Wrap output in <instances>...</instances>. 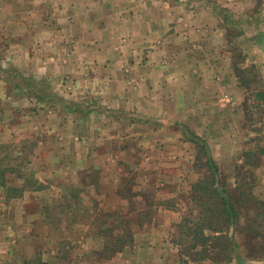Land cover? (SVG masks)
<instances>
[{"label": "rangeland", "instance_id": "1", "mask_svg": "<svg viewBox=\"0 0 264 264\" xmlns=\"http://www.w3.org/2000/svg\"><path fill=\"white\" fill-rule=\"evenodd\" d=\"M145 4L140 0L136 7L180 14L170 21V32L178 34L169 42L182 48V6ZM132 9L122 0H0V167L16 168L6 176L8 185H26L13 198L0 186V264H223L236 252L235 234H244L250 251L249 232L264 238L259 68L238 70L246 99L229 125L225 118L214 120L213 141L197 118L187 126L193 135L185 136L182 94L180 99L176 90L158 89L156 98L171 99L141 100L144 89L132 78L137 70L127 64L148 58L128 53L136 43L126 27L131 21L117 17ZM76 29L98 31L93 44L108 52L75 51ZM88 37H78L81 47ZM111 49L124 51L118 56ZM47 50L56 58L52 69L38 66ZM242 58L238 53L239 62ZM210 189L231 201L229 194L235 196L234 204L243 199L237 193L249 189L257 199L239 206L238 219L221 227L227 232L223 244L215 235L194 249L193 241L203 236L187 235L183 223L191 212L199 214L198 196L213 194ZM115 225L113 234L120 229L132 239L119 252L106 251L114 239L105 228ZM198 250V259L192 258ZM218 251L224 257H213Z\"/></svg>", "mask_w": 264, "mask_h": 264}, {"label": "crops", "instance_id": "2", "mask_svg": "<svg viewBox=\"0 0 264 264\" xmlns=\"http://www.w3.org/2000/svg\"><path fill=\"white\" fill-rule=\"evenodd\" d=\"M150 1L151 4L182 6V48L178 44L172 46L169 42L172 34H178V31L170 32V21H177L176 17L180 14L175 16L170 13H157L154 8L151 12L144 13L136 7L140 0H122V5L134 7L129 13L117 16L120 20L131 21L126 27L130 29V35L136 43L128 53H145L148 58L127 64L137 70L132 78L141 86V92L144 89V97L141 100L169 99V94L157 98L154 94L158 89L162 90V93L170 89L176 90L178 97L182 94V131L185 136L193 135L194 129L190 130L187 126L197 118L199 124L208 126L206 130L213 141L214 135L211 132L214 120L221 118L222 122H225V118L229 125V118L234 116L237 109H241L238 105L246 99L247 87L238 70L254 66L259 68L264 78V0H180L176 1L177 3L171 0H144L146 4ZM144 21L146 22L143 23ZM116 26H119L118 21ZM90 27L92 28V24ZM105 27L102 34L108 33ZM97 32H81L76 29L73 34V38L78 42L75 51L81 50L88 54L108 52L105 45L93 44L91 36L97 35ZM114 34L118 35L119 31H114ZM82 36L89 37L86 45L81 47ZM145 42L150 44L142 46ZM19 46L20 49L24 48V45ZM37 51L42 50L39 48ZM75 51L72 48L73 54ZM110 51L119 56L124 50ZM238 53L243 56L240 62ZM51 54V50L42 53L38 65L40 68L52 69L56 58ZM172 54L177 56V60L170 61ZM70 58L66 59L69 65L72 64ZM89 64L97 65L95 61H89ZM110 65L111 69H115L116 65ZM98 66L104 67L105 63L101 62ZM164 69L168 70L167 74ZM178 97L174 96L172 99L177 100ZM39 100L42 101L41 98ZM70 110L75 112L76 108L70 107ZM260 190L264 193V183ZM249 233L252 234L248 237L254 241H250L253 250L250 251L247 247L249 240L246 239V243L244 234H235L233 240L237 243V250L223 264H264V249L256 248L264 247V238L258 231ZM242 247L245 251L239 250Z\"/></svg>", "mask_w": 264, "mask_h": 264}, {"label": "trees", "instance_id": "3", "mask_svg": "<svg viewBox=\"0 0 264 264\" xmlns=\"http://www.w3.org/2000/svg\"><path fill=\"white\" fill-rule=\"evenodd\" d=\"M212 165L214 169L216 170L217 169L216 163L212 162ZM15 171H16L15 166L10 165V164L7 167H5V169L0 167V186L5 188L8 193L7 196L12 197V198L21 195L23 191L26 189V185L25 187H21V188L17 186L8 185L6 176L9 175L10 173H14ZM209 191H211V193L212 192L214 193L210 194V192H207V194H202L198 196V197H201L200 202L202 203L200 205L202 208L199 214L194 215L191 212L190 216H187L188 218H186L185 222L183 223L184 224L183 232L186 233L187 235L190 236L192 234L195 237V239L199 236H203L202 238L196 239L195 241H193L194 244L192 248L194 249L195 248L199 249L198 246L201 245V242L204 241L205 243L211 240L210 238L213 239L215 235L217 239L215 238L214 239L221 241L223 244L224 242L221 240V238L223 237L224 239L225 234H227V232L225 231L224 228L221 229V227H223L225 223L227 224L228 222L232 220L236 221L238 219L239 206H242L245 203L251 206L250 200L252 201L253 199H257L251 189L245 192L244 191L238 192L237 198H243V199H239L240 201H236L235 204L233 201V197L235 196L229 194L230 198L233 201L232 202L227 197H226L227 199H225V197L222 196L219 190L216 191V189L214 190L210 189ZM256 204H258L257 201H255L254 205ZM223 205H224V208H222ZM254 205H252V207ZM117 227L118 226L115 225L114 227L106 226L105 228L108 235L114 239V242H111L110 244H106L105 246L106 251L119 252L123 248L126 247V244H127L126 241H128V239H132L131 238L132 236L130 233H126V234L120 233V229L117 230V234H113V232L116 230ZM206 230H209L210 234H207ZM211 232H212V235H211ZM231 245H232V250L236 251L237 243L235 240L233 239L231 240ZM216 247H217V243H216ZM200 251L198 250V252H192V258L198 259ZM215 253L216 254L213 255V257H215L216 259L224 257V255L219 256L217 254V253L223 254V252L218 251Z\"/></svg>", "mask_w": 264, "mask_h": 264}]
</instances>
